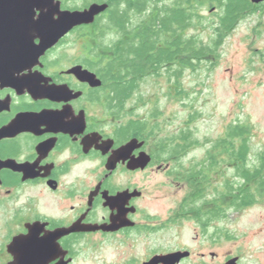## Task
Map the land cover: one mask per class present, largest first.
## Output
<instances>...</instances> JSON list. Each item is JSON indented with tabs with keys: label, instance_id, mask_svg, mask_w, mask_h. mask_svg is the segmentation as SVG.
Instances as JSON below:
<instances>
[{
	"label": "flooded vegetation",
	"instance_id": "1",
	"mask_svg": "<svg viewBox=\"0 0 264 264\" xmlns=\"http://www.w3.org/2000/svg\"><path fill=\"white\" fill-rule=\"evenodd\" d=\"M142 1L136 11L129 0H55L61 12L108 8L37 59L7 68L13 79L0 83V131H7L0 138V264L16 260L9 247L17 237L23 261L32 257L24 250L30 242L45 246L42 264H264V214H255L264 208V151L244 154L241 143L226 148L228 133L202 141L192 129H183L191 131L187 140L181 130L166 144L152 123L146 127L152 116L142 85L135 91L132 84L133 56L119 53L141 40L130 32L146 18ZM246 1L250 15L234 30L264 12V2ZM172 2L161 0V23ZM175 188L184 197L155 212L151 195Z\"/></svg>",
	"mask_w": 264,
	"mask_h": 264
},
{
	"label": "rangeland",
	"instance_id": "2",
	"mask_svg": "<svg viewBox=\"0 0 264 264\" xmlns=\"http://www.w3.org/2000/svg\"><path fill=\"white\" fill-rule=\"evenodd\" d=\"M207 35L203 33L206 39ZM220 53V59L210 70L187 73L182 83L189 94L186 101L176 99L174 90V98L169 97L166 78H146L141 87L146 117L155 110L162 113L153 121V125L159 124L156 131L161 137L178 136L181 130L192 129L202 141L222 137L234 122L247 124L251 127L250 146L257 154L264 151V12L232 31ZM192 115L195 119L190 125L187 122ZM184 195L177 188L166 189L151 195L149 201L155 212L164 213ZM170 198L172 202H168ZM260 212L264 214V208L255 214ZM256 219L261 220L259 216ZM4 241L5 232L0 230V248Z\"/></svg>",
	"mask_w": 264,
	"mask_h": 264
},
{
	"label": "trees",
	"instance_id": "3",
	"mask_svg": "<svg viewBox=\"0 0 264 264\" xmlns=\"http://www.w3.org/2000/svg\"><path fill=\"white\" fill-rule=\"evenodd\" d=\"M129 1L136 11L143 7L142 0ZM160 2L161 0H146V18H141L130 32L134 38L141 40L129 41L120 47L119 53L133 56L132 65L128 69L133 72L132 84L135 91L146 78L164 77L169 84L181 86L175 90L176 99L186 101L189 94L183 88V79L189 72L197 73L203 68L210 70L217 64L221 57L220 49L235 29L238 20L250 15L247 12L249 4L246 0H173L169 17L161 23ZM212 7H217L220 12L206 15L205 12H209ZM218 19L219 23L216 21ZM124 29L122 26V30ZM205 32L208 33L207 39L203 37ZM122 48L126 49L123 51ZM172 94L173 91H169V97L174 98ZM161 115L160 111L155 110L150 121L146 120V127ZM154 126L151 127L152 132L159 128V124ZM190 132L183 130L180 136L187 140L191 137ZM227 133L230 138L226 148L237 149L235 144L241 143L242 153L249 152V125L234 122L228 127ZM175 140L177 138L173 136L160 141L167 144L174 143Z\"/></svg>",
	"mask_w": 264,
	"mask_h": 264
},
{
	"label": "water",
	"instance_id": "4",
	"mask_svg": "<svg viewBox=\"0 0 264 264\" xmlns=\"http://www.w3.org/2000/svg\"><path fill=\"white\" fill-rule=\"evenodd\" d=\"M254 2L260 3L264 0H254ZM47 8L50 10L49 13L44 11ZM59 8L60 3H56L55 0H0V83L13 79V75L7 69L12 63H15V61H32L34 57L37 59L46 50L56 45L74 27L92 23L97 15L107 10L108 5H93L84 12H61ZM36 11H41L39 20H35ZM54 13H59L58 20L49 17V14ZM33 33H36L34 35L41 39V44L37 47H32L33 41L30 42ZM29 54L31 55L27 56ZM83 74L90 83L95 81L94 85H101V82L96 80L94 75L88 72ZM6 132L4 130L0 131V138ZM41 226L44 227V225L36 223L32 227ZM74 229L60 230L54 235L58 239L72 233ZM20 239V237L15 238L9 247V251L16 256V260L9 264L44 263L46 259L42 257L41 253L48 250H44L45 246L43 247L36 242H30V247L24 249L25 252L32 255L28 261L18 258L15 247ZM173 256H177V254ZM159 259L161 258L156 260Z\"/></svg>",
	"mask_w": 264,
	"mask_h": 264
}]
</instances>
